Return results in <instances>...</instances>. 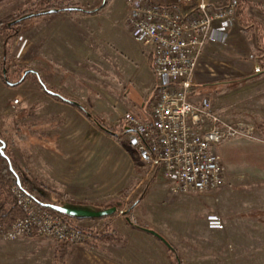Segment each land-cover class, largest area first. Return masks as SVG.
Returning a JSON list of instances; mask_svg holds the SVG:
<instances>
[{
	"label": "rangeland",
	"instance_id": "1",
	"mask_svg": "<svg viewBox=\"0 0 264 264\" xmlns=\"http://www.w3.org/2000/svg\"><path fill=\"white\" fill-rule=\"evenodd\" d=\"M30 1L0 0V19L19 14ZM65 1L86 9L105 3L104 0ZM114 1V6L111 0L107 10L98 14L96 20L105 25L103 36L111 54L109 61L120 77L111 80L105 73L85 74L81 77V84L71 80L63 82L59 75L48 77L46 62L33 60L28 44L23 55L13 57V41L22 32L28 33L29 22L22 25V32L9 44L7 58L14 81L20 78V71H24L23 74L28 70L36 71L35 68L41 65L42 79L50 88L64 96L79 94L78 102H82L86 110L120 133L115 108L111 109L109 100L96 102L95 88L109 91L106 83L110 79L111 84L114 81L119 86L130 84L133 90L139 82L148 84L149 75L146 60L130 56L122 30L114 27V22L120 21L124 15L120 9L116 10L124 8L121 0ZM223 1L212 0L217 5ZM241 3L240 23L257 25L256 33L251 31L250 34L258 48L263 49L261 54H253L261 59L250 61L253 65L259 62L264 71V0H241ZM0 37L4 39V32ZM248 65L244 64L245 67ZM235 71L232 66L224 65L217 66L212 74L216 81H228L247 76L249 69L242 74ZM246 85L219 91V97H215L216 91L211 87L203 86L202 89L213 96L210 98L223 118L248 121L257 128L264 124V81ZM6 86L0 88V132L8 142L10 154L22 169L30 173L31 177L23 175L30 188L36 191L34 196L43 203L56 200L34 184L33 178L74 202L97 207L115 204L121 210L116 219H109L110 223L101 220L85 227L78 226L96 236L107 227L117 230L122 239L114 244L113 253L102 252L98 247L103 243L93 242L90 238L80 246H72L67 264H264V138L261 135L263 142L239 138L216 149L230 177L225 191L219 194L217 190L205 196H175L156 169L140 162L133 156L132 149L130 154L114 138L84 119L75 108L54 100L31 80L16 88ZM121 139L127 145L126 140ZM145 187H148V193L144 200L134 213L126 216L129 206ZM217 212L225 220L222 231L208 226L207 214ZM128 217L139 226L161 234L176 250V257L172 258L157 238L142 230H132L127 225ZM58 245L53 240L37 237L12 242L0 237V264H61L55 260L54 254Z\"/></svg>",
	"mask_w": 264,
	"mask_h": 264
},
{
	"label": "built area",
	"instance_id": "2",
	"mask_svg": "<svg viewBox=\"0 0 264 264\" xmlns=\"http://www.w3.org/2000/svg\"><path fill=\"white\" fill-rule=\"evenodd\" d=\"M184 1L190 4L187 12L178 6H158L153 0H128L132 38L152 47L155 91L148 119L131 113L123 116L122 138L140 162L169 183L173 195L205 196L219 190L226 179V166L216 150L220 145L239 138L263 141L254 125L224 121L210 97L192 100L204 50L208 44L227 42L238 24L241 0L220 6L207 0ZM253 70L263 72L257 61ZM12 193L23 217L12 226L0 224V237L6 241L37 237L61 246H80L91 238L43 210L18 186ZM207 222L213 230L225 228L218 213H209Z\"/></svg>",
	"mask_w": 264,
	"mask_h": 264
},
{
	"label": "crops",
	"instance_id": "3",
	"mask_svg": "<svg viewBox=\"0 0 264 264\" xmlns=\"http://www.w3.org/2000/svg\"><path fill=\"white\" fill-rule=\"evenodd\" d=\"M226 1L227 0L223 1L222 4H224ZM114 2L115 1L112 0L111 5L115 4ZM153 2L158 6H178L183 10V12H187L190 10V4H188L184 0H165L163 2L160 0H153ZM207 2L213 6L222 5V4L217 5L216 3H213L212 0H207ZM121 3H122V7L124 8L122 9L121 7H118L116 8V10L120 9V12L123 11L124 15L120 21L114 22L115 25L114 27L120 28L122 30V35L124 37L125 44H128L126 51L130 53V56L131 57L140 56L143 60H146V64H147L146 72L149 75L148 84L147 82H139L138 84H136L137 87H134V89L132 90L130 84L126 86L124 85L119 86L118 84H116L115 81L112 82L113 84H111L110 83L111 81L109 79V83H106V87H110L109 91L103 92L102 89L98 90L95 88L94 99L96 102L102 100H109V104H110L109 106L111 107V109L114 107L116 110L115 115L117 114L116 116L118 118L117 124L123 126L122 118L127 113L134 114L142 119L149 118L150 110H151V101L153 99V95L155 91V77L151 70L152 47L144 46L134 41L126 20L128 0H121ZM98 16L99 15H85L83 13H78L73 15L48 14L46 16H38L34 20H29L28 33L22 32L20 36L15 41H13V46L11 48L12 55L15 58L17 57V55H21V54L23 55V52L28 44V49L30 50L29 52L32 59L37 62H39L38 59L46 62L45 73L48 77L59 75L61 76V81L63 82L71 80V81H75V83L81 84L82 81L80 80L81 77H83V75L89 74L91 76H95L96 73L99 72V73H105V75L108 77L110 76L112 80V77L113 78L118 77L119 75L117 73V70H115V68H112L111 60L109 61V54H110L109 46L108 44L106 45L105 38L103 36L104 35L103 28L105 27V25H103L100 21L96 20ZM240 16H239L238 24L230 31L227 42L225 44H208L206 46L203 53V58L201 60L200 66L195 76V86L192 96V100L194 102H198L203 97H213L211 96V94H207L202 89L203 86L213 88L216 91L215 97H219V95H217V92L226 90L229 82L233 80H237V79L228 80V81L214 80V78L216 77L215 75L212 74V71H214L215 68H217V66L229 65L232 66L237 72L241 74L243 73V71L249 69L247 74H245L247 76L241 78L254 75L252 74V71L256 62L253 65L250 59L253 58L257 59V57H254L253 54L256 53L257 55L261 54L263 49L258 48L257 42L253 40L252 35L250 34L251 31H255L256 33L257 25L253 23L249 24L248 26L241 25ZM27 35L28 37H26ZM262 37H263L262 46H264V31ZM2 58H3V37H0V65L2 62ZM261 58L262 57L258 59ZM245 63H249L248 65L249 67H245L244 66ZM40 67L35 69L36 72H38L41 75L40 71H42V66L40 65ZM263 81H264V75L259 79L250 83H263ZM46 83L48 84V82ZM1 86L5 87L6 85L0 79V88ZM103 90H107V88L106 89L104 88ZM73 94H69L70 96L67 97H70L71 99H75L78 101L80 98L79 94H75V95ZM224 95L226 94H221L220 96H224ZM80 103L82 106H84L82 102ZM77 112L79 111L77 110ZM82 117L85 119L83 115ZM221 117L226 122H239V123L254 125L253 123L244 120L230 121L228 119L223 118V116ZM135 155L136 154H134L133 152V156L135 158L138 157L137 155L136 156ZM229 180H230L229 174H226L225 182L218 191L219 194L225 191L227 187H229L230 184ZM189 195H193V194H189ZM217 213L222 218L225 226V220L223 219V216L219 212ZM117 217H114L113 219H116ZM224 218H226L225 214H224ZM113 219L110 220L112 221ZM108 221L109 220H107L106 222ZM111 221H109V223ZM91 223H96V221H91V220L79 221L76 223V226L85 227L86 224H91ZM130 228L132 230L133 229L141 230L139 228H132V227ZM111 231L117 233V230L115 229L111 228ZM117 237H118V233L115 234V238ZM118 238L120 239L121 237ZM117 242H119V240L115 242L100 241V243L103 244H100L98 249L102 248L101 249L102 252H107L112 254L113 252L111 251H113L114 244ZM71 248L72 246H66V247L59 245L56 246L54 252L56 258L55 260H57L61 264H67V258L71 252ZM64 251H66V255H65V261L63 262L61 261V255L63 254L62 252ZM103 256L106 257V255Z\"/></svg>",
	"mask_w": 264,
	"mask_h": 264
},
{
	"label": "trees",
	"instance_id": "4",
	"mask_svg": "<svg viewBox=\"0 0 264 264\" xmlns=\"http://www.w3.org/2000/svg\"><path fill=\"white\" fill-rule=\"evenodd\" d=\"M110 2H111V0H105L104 4H100L93 9H86L80 5H73L70 2H67L65 0H32V1H30V3H28V7L26 9H24L23 11H21L19 14H17V15L13 14V15L8 16L5 19H0V33L4 32L3 58H2V64L0 67V79L3 81V83L5 85H7V83L4 81V77H3V70H6L8 80L11 83L15 84L13 86L7 85L8 87L16 88V87L21 86L27 80H31L38 88H40V90H42L47 95L51 96L54 100L59 101V102L64 103V104H68V105L76 108L98 130H100V131L108 134L112 138H114L117 143L121 144V146H124V148L131 154L132 152H131L130 146L128 144L126 145V143H123L122 139H121L123 133L125 132L123 126H121V128H120V130H121L120 133L116 128L108 127L107 125L102 123V121L98 117L94 116L88 110H86V108L84 106H82L75 99H71L67 96L56 93L52 88H50L48 86V84L42 79V76L36 71L32 72L31 74H28L22 81H21V79L23 77L24 71H20V73H19L20 78L18 80L14 81L12 76L10 75L9 62H8V58H7V56H8V49L7 48L9 46V44L22 32V25H24L25 22H28L26 19L20 20L24 15L35 13V14H40V15H35L34 17L45 16L48 14L42 15L41 13L51 11V10L55 11L53 14L73 15V14L83 13L85 15H98V14L104 13L107 10ZM71 7L78 8V10L69 11L68 9ZM263 75H264V72H262L260 74H254V75L249 76V77L233 80V81L228 83L227 89H234V88H237L239 86L246 85L247 83H250V82H253V81L259 79ZM50 92L56 93L60 96L51 95ZM257 129H258V132L260 133V135L264 138V124L262 123V124L258 125ZM1 141H4L6 143L7 147L5 149V154L10 159L11 164H12L14 170L16 171V173L19 176L20 181H21V187H19L17 185L15 175L10 171L8 161L6 159H4L0 154V224L4 225V226H12V225H14V223L18 219H21L23 217V213H22L21 209L18 207L17 202H16L14 195L12 193L13 188L18 186L23 191L27 192L29 195H31L33 197H35L34 192H36V191L34 189L30 188V184H29L27 178L23 175L25 173L26 176L31 177L30 173L26 169L25 170L22 169L19 166L17 160L10 154V152L8 151V148H9L8 142L5 140V138L2 136V134L0 132V147H1ZM33 183L36 184L44 192H48L49 194L53 195V197L56 199L55 201H52L53 204H61L63 202H71V203H76V204H86V203L74 202L72 200L67 199V197H65V196H61V195L51 191L43 183L39 182L38 180H36L34 178H33ZM132 189H133V186L127 191L126 195L128 193H130V191ZM147 193H148V187H145L144 191L141 193V195L138 197V199L129 206L128 211L126 212V214H127L126 216H128L130 213H134L137 210L138 206L142 203V201L144 200ZM34 199L38 204L43 203L36 197ZM98 206L105 207V208L107 206V208H109L108 206H110V204L98 205ZM112 206H116V205L113 204ZM43 210L49 212L50 214L61 217L64 221L68 222L71 226H73V228L78 229L81 232H83V233L87 234L88 236H90L91 238H93V242H100V241H102V242L114 241L115 242V241L119 240L118 237L115 238V234H117V233H115L114 231H111L110 227H107L106 231H103L102 233H100V235L96 236L92 232L85 230V229H82V228H79L78 226H76L74 224V221L79 222L81 220H75V219L68 217L66 215L59 214V213H57V212H55L49 208L43 207ZM120 211H121L120 208H118L117 212L113 216L105 217V218H102L99 220H91V221H101V220L107 221L112 217H116L120 213ZM128 218L130 219V221L127 222V225L129 227H132V228L141 227L137 224V222L132 217H128ZM66 246H70V245H66ZM165 247H166L167 251L170 253L171 257L175 258L176 257V253H175L176 250L172 251L166 245H165ZM62 253L63 254L61 255V261L64 262L66 251H64Z\"/></svg>",
	"mask_w": 264,
	"mask_h": 264
},
{
	"label": "water",
	"instance_id": "5",
	"mask_svg": "<svg viewBox=\"0 0 264 264\" xmlns=\"http://www.w3.org/2000/svg\"><path fill=\"white\" fill-rule=\"evenodd\" d=\"M68 10L74 11V10H78V8L71 7ZM54 12H55L54 10H51V11H47V12H42L41 14L42 15L53 14ZM35 15H40V14H35V13L27 14V15L23 16L20 20H25V19L27 20V19L33 18ZM32 72H34V71H32V70L25 71L21 81L28 74H31ZM3 77H4V81L7 83V85H9V86L15 85L8 80L6 70H3ZM50 94L60 96V95L53 93V92H50ZM6 147H7L6 143L4 141H1L0 154L4 159H6L8 161L10 171L15 175L17 185L19 187H21L20 178L17 175L16 171L14 170L10 159L5 154ZM40 205L44 208H49V209H51V210H53L59 214L66 215V216L71 217L75 220H81V221H83V220L84 221L85 220H99V219H102L105 217H110V216H113L117 212V209H118L117 206H112L109 208H101V207H97L95 205L76 204V203H71V202H63L61 204L41 203ZM127 221L129 222L130 219L128 218ZM138 228L145 231L148 234H151L152 236H154L155 238L160 240L162 243H164L170 250L174 251V248L171 246V244L158 232L151 230V229H148V228H143V227H138Z\"/></svg>",
	"mask_w": 264,
	"mask_h": 264
}]
</instances>
